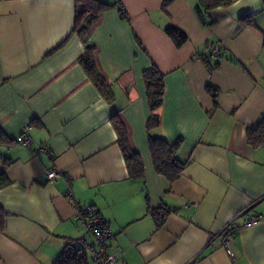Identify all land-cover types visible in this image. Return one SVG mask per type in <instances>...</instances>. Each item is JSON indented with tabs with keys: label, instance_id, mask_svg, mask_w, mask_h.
Masks as SVG:
<instances>
[{
	"label": "crops",
	"instance_id": "1",
	"mask_svg": "<svg viewBox=\"0 0 264 264\" xmlns=\"http://www.w3.org/2000/svg\"><path fill=\"white\" fill-rule=\"evenodd\" d=\"M102 1L126 12L105 10L85 35L109 102L78 62L74 0H0V172L8 179L0 264H55L66 243L89 256L94 236L78 214L87 205L111 232L115 264H264V145L246 136L264 118V0L213 8L204 24L198 0ZM167 25L187 40L177 46ZM203 58L217 68L209 72ZM152 64L164 95L159 125L148 130L143 72ZM208 84L218 88L216 103ZM113 113L142 177L126 167ZM26 126L29 145L15 140ZM149 136L179 143L187 165L175 181L154 169ZM50 169L63 175L48 180ZM148 207L168 210L161 225ZM227 224L231 255L219 242Z\"/></svg>",
	"mask_w": 264,
	"mask_h": 264
},
{
	"label": "trees",
	"instance_id": "2",
	"mask_svg": "<svg viewBox=\"0 0 264 264\" xmlns=\"http://www.w3.org/2000/svg\"><path fill=\"white\" fill-rule=\"evenodd\" d=\"M75 14L72 32L76 33L83 44V53L80 55L78 62L82 66L84 72L95 85L100 94L109 102L113 99V92L110 85L106 82L103 75L98 70L94 57V44L85 40V35L92 25L98 19V16L105 10L117 7L120 15L126 17V12L120 1L115 3H107L102 0H74ZM172 0H164L163 6H167ZM236 0H198L195 6V12L199 20L204 24L207 12L216 7H226ZM166 34L179 46L183 44L187 37L186 35L174 27L167 25L165 27ZM209 72H213L217 68L218 63L203 58ZM143 79L145 82L146 96L150 114L146 121L148 130L154 129L159 125L158 107L161 105L164 95V75L155 64L144 70ZM207 91L212 95L214 103L217 102L218 88L212 84H208ZM112 126L117 134V142L123 153L126 167L130 175L142 177V161L137 152H135L127 138L126 127L117 113H113L110 117ZM247 141L251 145H264V118L252 128L247 129ZM5 139L0 131V141ZM179 143H169L163 137L149 136V150L153 162L154 169L159 174L165 176L170 182L175 181L181 174L187 161H182L177 157V149ZM8 179L5 171L0 172V188L7 185ZM148 213L154 218L156 225H161L165 216L168 214L167 209H151L148 207ZM5 212L0 208V230L3 229ZM94 243V242H93ZM92 243V244H93ZM91 244V245H92ZM90 245V246H91ZM89 256L83 248H76L69 243H66L60 256L55 264H88Z\"/></svg>",
	"mask_w": 264,
	"mask_h": 264
},
{
	"label": "built area",
	"instance_id": "3",
	"mask_svg": "<svg viewBox=\"0 0 264 264\" xmlns=\"http://www.w3.org/2000/svg\"><path fill=\"white\" fill-rule=\"evenodd\" d=\"M221 47L219 43H214L211 46L210 56L217 57L220 55ZM29 126L15 136V140L21 144L29 145L31 143V136L28 133ZM39 151H46V148L39 147ZM46 178L48 180H54L63 175L61 171L57 169H50L46 171ZM78 214L83 223L86 224L92 235L94 236V243L90 246L89 259L95 264H115L116 256L110 253L107 248V239L110 238L111 232L106 225L104 218L100 215L98 210L92 206H82L78 208ZM232 226L227 224L220 232V245L231 255V249L229 247V239L232 236Z\"/></svg>",
	"mask_w": 264,
	"mask_h": 264
}]
</instances>
